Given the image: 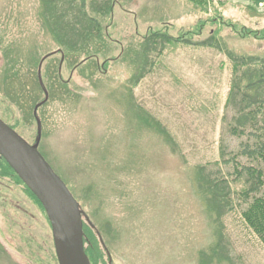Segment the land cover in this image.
I'll return each mask as SVG.
<instances>
[{
  "label": "rangeland",
  "instance_id": "obj_1",
  "mask_svg": "<svg viewBox=\"0 0 264 264\" xmlns=\"http://www.w3.org/2000/svg\"><path fill=\"white\" fill-rule=\"evenodd\" d=\"M114 1L99 18L104 44L86 58L59 53L39 0H0V118L34 142L33 109L44 98L37 67L55 52L40 68L48 98L37 109L38 148L99 233L106 264H264V247L240 217L244 171L235 177L221 154L230 159L245 140L228 131L237 122L225 107L224 51L261 57L264 40L208 21L220 14L261 29L264 3L215 0L202 12L185 0ZM200 20L185 41L142 50L148 31L178 38ZM216 30L221 50L196 45ZM0 264H58L45 211L10 179H0Z\"/></svg>",
  "mask_w": 264,
  "mask_h": 264
},
{
  "label": "trees",
  "instance_id": "obj_2",
  "mask_svg": "<svg viewBox=\"0 0 264 264\" xmlns=\"http://www.w3.org/2000/svg\"><path fill=\"white\" fill-rule=\"evenodd\" d=\"M90 1L91 3L87 10L86 0H39L40 9H42L40 11L42 25L53 35L55 42L62 47L60 52L64 56L78 52L86 55L87 58L92 55L91 49L96 48L95 43L98 45L104 44L101 42L103 35L100 20L110 15L115 1ZM185 1L202 12H208V9L212 7L215 0ZM252 1L256 5L264 3V0ZM76 2L80 3L77 5ZM217 18L218 21L211 17L208 21L211 23L218 22L222 26L228 27L238 38L264 40V27L261 29H251L223 19L220 14ZM204 22L205 20H200L193 30L180 35L178 38H172L170 35L158 31L151 33L148 31L142 44V50L145 53L146 51L149 52L154 49L156 43L162 44L165 49L164 46L172 44V42H183L186 40L185 35L199 33ZM217 33V30L214 31L207 39L196 45L221 50V46L216 39ZM149 46L152 47L150 48ZM224 52L231 66V84L225 107L234 106V117L237 122L235 125H230L228 131L234 136L244 137L245 140L240 142L238 150L232 154L230 159H224L221 149L222 160H224V164L233 163V174L235 177L241 174L240 170L244 171L243 174L245 175L247 186L240 191V196L246 202V205L241 210L240 217L243 224L251 230L264 247V56H238L230 54L227 50ZM5 73L6 79L14 78V74ZM142 76L143 73L141 74ZM9 126L15 129L12 125ZM239 157L246 158L249 163L238 167L237 158ZM0 179H10L16 184L22 185L27 195L44 212L39 200L1 156ZM205 183L207 185L210 184L208 180H205ZM213 185L216 188L219 186L216 181L213 182ZM210 200L213 202L212 204L217 206L218 200L217 203L214 202V199ZM227 201H230L229 198ZM223 206L225 207V205ZM226 206L229 211L234 209L233 206L230 207V203ZM217 214L220 216L221 212L219 211ZM89 224L87 221H83L82 231L84 244H86L84 248L85 253L88 256L90 264H106L103 260V255L106 254L107 256V251L100 243L95 229Z\"/></svg>",
  "mask_w": 264,
  "mask_h": 264
},
{
  "label": "water",
  "instance_id": "obj_3",
  "mask_svg": "<svg viewBox=\"0 0 264 264\" xmlns=\"http://www.w3.org/2000/svg\"><path fill=\"white\" fill-rule=\"evenodd\" d=\"M45 57L37 69L38 81L42 87L40 68ZM43 91V101L33 110L37 126L34 143L26 141L0 118V156L41 203L51 225L58 264H90L82 232L81 217L85 215L65 183L38 150L41 123L36 111L48 97L44 88ZM100 242L102 243L101 239Z\"/></svg>",
  "mask_w": 264,
  "mask_h": 264
}]
</instances>
